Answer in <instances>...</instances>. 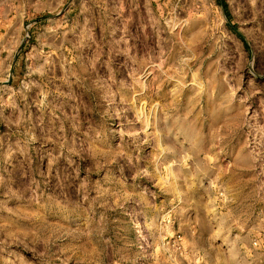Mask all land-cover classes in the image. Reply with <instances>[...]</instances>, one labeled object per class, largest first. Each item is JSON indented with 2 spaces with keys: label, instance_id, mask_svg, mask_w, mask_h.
I'll list each match as a JSON object with an SVG mask.
<instances>
[{
  "label": "rangeland",
  "instance_id": "rangeland-1",
  "mask_svg": "<svg viewBox=\"0 0 264 264\" xmlns=\"http://www.w3.org/2000/svg\"><path fill=\"white\" fill-rule=\"evenodd\" d=\"M0 264H264V0H0Z\"/></svg>",
  "mask_w": 264,
  "mask_h": 264
},
{
  "label": "trees",
  "instance_id": "trees-1",
  "mask_svg": "<svg viewBox=\"0 0 264 264\" xmlns=\"http://www.w3.org/2000/svg\"><path fill=\"white\" fill-rule=\"evenodd\" d=\"M240 37H243L241 33H238Z\"/></svg>",
  "mask_w": 264,
  "mask_h": 264
}]
</instances>
